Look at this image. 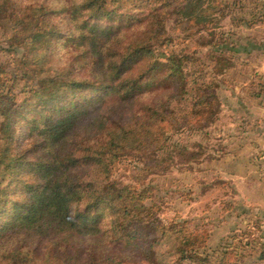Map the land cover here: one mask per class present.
Wrapping results in <instances>:
<instances>
[{
  "label": "trees",
  "instance_id": "trees-1",
  "mask_svg": "<svg viewBox=\"0 0 264 264\" xmlns=\"http://www.w3.org/2000/svg\"><path fill=\"white\" fill-rule=\"evenodd\" d=\"M241 3L0 0V264L264 261L260 237L211 248L164 220L146 182L197 159L182 139L219 117L238 52L221 22Z\"/></svg>",
  "mask_w": 264,
  "mask_h": 264
},
{
  "label": "rangeland",
  "instance_id": "rangeland-1",
  "mask_svg": "<svg viewBox=\"0 0 264 264\" xmlns=\"http://www.w3.org/2000/svg\"><path fill=\"white\" fill-rule=\"evenodd\" d=\"M238 11L232 9L230 15H237ZM229 16L221 22L224 30L229 27ZM258 30L255 28L252 33L257 35ZM174 42L169 43L167 48L178 50L183 41ZM5 54L0 49V59ZM255 59H250V66L257 63ZM245 74L248 71L242 73L233 68L229 77L240 81L246 79ZM231 113L222 107L218 119L206 129L208 136L204 133L183 136L182 140L188 145L193 141L200 142V146L192 148L199 152L196 160L185 162V159L180 162V158H175V166L170 170L160 175H150L146 180L154 188L155 198L162 202L161 217L168 220L178 216L187 220L191 228L205 229L209 233L208 245L211 248L226 241L233 240L236 243L239 238L243 241H253L259 237L264 240V227H259L257 222L261 217L257 213L260 209L258 203H261L257 188L249 181L222 174L227 157L224 154L232 146L226 144L229 140L226 136L239 125ZM114 166L119 177L128 175L132 170L127 158H120ZM233 167L234 164H231L230 168ZM235 235L237 238L231 239ZM249 249L244 247L242 253ZM256 251L251 253L255 254ZM259 264H264V261Z\"/></svg>",
  "mask_w": 264,
  "mask_h": 264
},
{
  "label": "crops",
  "instance_id": "crops-1",
  "mask_svg": "<svg viewBox=\"0 0 264 264\" xmlns=\"http://www.w3.org/2000/svg\"><path fill=\"white\" fill-rule=\"evenodd\" d=\"M241 4L242 8L236 10L245 18L238 22L235 14L228 17L227 31L233 33L238 52L234 64L226 70L222 107L232 112L239 125L226 136V144L232 146L225 151L222 174L251 182L261 200L258 210L264 212V0H242ZM255 28L260 29L257 35L252 33ZM252 58L257 63L250 66ZM233 68L248 71L246 79L230 78Z\"/></svg>",
  "mask_w": 264,
  "mask_h": 264
}]
</instances>
